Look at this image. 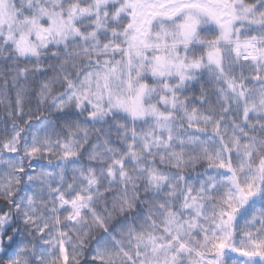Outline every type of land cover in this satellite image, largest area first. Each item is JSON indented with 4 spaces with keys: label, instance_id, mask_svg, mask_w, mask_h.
Wrapping results in <instances>:
<instances>
[{
    "label": "snow or ice",
    "instance_id": "obj_1",
    "mask_svg": "<svg viewBox=\"0 0 264 264\" xmlns=\"http://www.w3.org/2000/svg\"><path fill=\"white\" fill-rule=\"evenodd\" d=\"M0 264H264V0H0Z\"/></svg>",
    "mask_w": 264,
    "mask_h": 264
}]
</instances>
